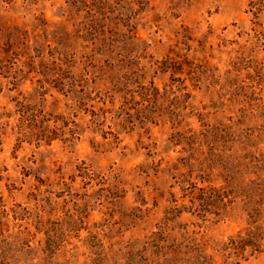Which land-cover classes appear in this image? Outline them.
I'll use <instances>...</instances> for the list:
<instances>
[{
  "label": "rangeland",
  "instance_id": "obj_1",
  "mask_svg": "<svg viewBox=\"0 0 264 264\" xmlns=\"http://www.w3.org/2000/svg\"><path fill=\"white\" fill-rule=\"evenodd\" d=\"M258 184L264 0H0V264H264Z\"/></svg>",
  "mask_w": 264,
  "mask_h": 264
},
{
  "label": "trees",
  "instance_id": "obj_2",
  "mask_svg": "<svg viewBox=\"0 0 264 264\" xmlns=\"http://www.w3.org/2000/svg\"><path fill=\"white\" fill-rule=\"evenodd\" d=\"M46 136L48 140L55 138L54 135ZM240 191L238 189L237 193ZM242 197L249 206L247 226L230 235L221 245V250L246 259L262 252L264 247V185L258 184L253 193L244 194ZM178 245L180 243L175 246L176 252L179 251ZM185 248L191 254L185 264H206L207 257L197 243H188Z\"/></svg>",
  "mask_w": 264,
  "mask_h": 264
}]
</instances>
